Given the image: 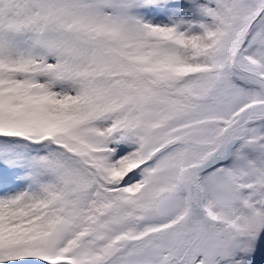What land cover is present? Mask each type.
<instances>
[{
    "label": "snow or ice",
    "instance_id": "6c2138e0",
    "mask_svg": "<svg viewBox=\"0 0 264 264\" xmlns=\"http://www.w3.org/2000/svg\"><path fill=\"white\" fill-rule=\"evenodd\" d=\"M0 264H264V0H0Z\"/></svg>",
    "mask_w": 264,
    "mask_h": 264
}]
</instances>
